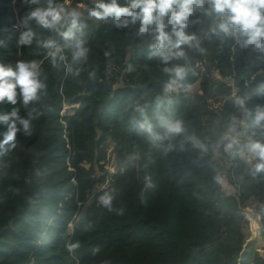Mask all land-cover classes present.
<instances>
[{"label": "trees", "instance_id": "1", "mask_svg": "<svg viewBox=\"0 0 264 264\" xmlns=\"http://www.w3.org/2000/svg\"><path fill=\"white\" fill-rule=\"evenodd\" d=\"M67 2L95 4L53 0ZM47 6L48 0H0V64L15 69L18 61L35 60L46 84L40 100L27 106L19 94L15 105L0 103V115L14 108L25 119L30 111L40 113L30 135L21 128L15 147L0 150V264H237L250 200L264 238V172L254 174L258 157L247 163L237 154L250 141L264 144V131L253 127L256 109L264 108V51L242 46L246 37L231 26L230 34L220 32L227 14L197 9L185 29L196 39L182 46V58L165 65L153 55V34H138L139 21L118 28L81 15L74 31L89 49L87 60L72 63L64 48L66 61L53 67L42 43L63 47L71 21L44 28L29 19ZM29 30L31 43L21 44ZM187 61L201 73V92L166 93L170 77L163 69ZM240 119L248 138L225 152L236 188L227 194L217 180L216 149H225L232 138L224 135ZM145 120L151 132L141 128ZM163 120L180 121L184 131L167 135ZM6 130L0 123V139ZM112 160L115 173L106 167ZM105 193L113 197L111 210L100 203ZM255 264H264V255Z\"/></svg>", "mask_w": 264, "mask_h": 264}, {"label": "clouds", "instance_id": "2", "mask_svg": "<svg viewBox=\"0 0 264 264\" xmlns=\"http://www.w3.org/2000/svg\"><path fill=\"white\" fill-rule=\"evenodd\" d=\"M39 0H31L36 4ZM210 5V9H204L205 4ZM84 7V5H80ZM197 9H202L207 15L212 12L216 14H227V19L218 25L220 32L230 34L231 29L239 31L246 37L243 41L244 47L252 46L254 50L264 51V0H129L128 4L120 5L117 0H95L94 7L88 8L89 18L95 20L109 21L116 27H127L129 24L140 22L139 35L151 32L156 40L153 55L159 56L162 63L167 65L170 61L180 59L184 56L183 45L191 46L196 39L195 35H187L185 29L188 27V19ZM81 13L73 9L66 12L63 5L54 4L53 0H48L46 8H36L30 13L29 19L34 18L38 24L44 28H55L70 18V27L62 35L66 41L62 47L54 40H47L42 43V47L47 49V57L50 58L53 67H57L61 61H66L64 48L71 51L72 63L84 62L88 58L89 49L85 47V41L76 35ZM167 18V23H165ZM154 27H151L153 26ZM167 25L172 26L171 33L166 32ZM213 32L217 29L213 28ZM34 33L29 30L21 34L20 43L30 44ZM175 37V39H173ZM108 55V53H105ZM67 71L74 70L71 65H67ZM129 66L128 71H132ZM170 77L165 85V92L176 90L178 86H183L188 70L182 65H173L163 69ZM80 70H75V75H79ZM40 64L33 60L30 62L18 61L15 69L12 66L0 64V103L7 101L15 105L19 94L25 106L40 100V93L46 88V84L40 79ZM19 90V93L18 91ZM235 103L243 107L244 100L237 97ZM247 111V110H246ZM35 110L28 113V118H22L17 109L10 113L0 115V123L7 125V130L0 139V150L8 146V149L15 147L16 136L21 128L25 134H31V121L35 119L39 112ZM251 115L250 112L247 113ZM19 124L21 127H18ZM162 126L166 128L167 135H178L184 131L180 121L163 120ZM253 127H258L264 131V108H257L253 120ZM141 128L151 132V125L145 120ZM160 139V137H157ZM194 144L203 148L198 141ZM238 146V141L232 138L226 145V151ZM253 157L259 158V163L255 166V173L264 172V144L259 141H250L243 145ZM243 156V152L237 153ZM113 197L105 193L100 197V203L111 210ZM79 247V243L68 246L69 251Z\"/></svg>", "mask_w": 264, "mask_h": 264}, {"label": "rangeland", "instance_id": "3", "mask_svg": "<svg viewBox=\"0 0 264 264\" xmlns=\"http://www.w3.org/2000/svg\"><path fill=\"white\" fill-rule=\"evenodd\" d=\"M63 7L66 9V12L70 13L73 9H75L76 11L80 12L81 15L85 16V17H89L88 16V12L87 9L88 7H86L83 3H78L77 5H73L70 2L64 3L62 4ZM80 5H84V7H80ZM203 70V68H201ZM199 74H201L199 72ZM215 79H221L219 74L215 71L213 72L212 75ZM200 80H201V75H200ZM199 80V82H200ZM199 82H197L196 84L192 85L191 87H189L184 93L186 94H191V95H196L199 94L200 88H199ZM235 91V90H234ZM170 93H178L177 90L174 91H170ZM235 93V92H234ZM217 100H221L223 99V95H219L216 98ZM214 107L219 106V102H216L215 100L212 101ZM71 105H69L68 103L65 105V111L64 113H69ZM247 131H245L243 128H239V127H233L232 129H230L225 135H224V139H230V138H235L236 140H242L243 138H248L247 137ZM113 149V145L111 148H109V152L111 153ZM225 152L226 151V147L224 150L217 148L216 149V155H215V159L217 161V163L222 167V170L218 172L217 174V180L220 183V185L222 186L223 190L225 191V193L227 194H233L236 192V188L230 183L229 180V168H230V163L229 161H227V159L225 158ZM110 155V154H109ZM243 156L245 157L247 163H250L252 160H254L256 157H253L252 154H250L247 150L243 153ZM108 171L112 172H116V168L115 165L112 167V161L109 162L106 165ZM249 207L245 208V217L248 221V225L245 227V233L247 236H249L250 234V222H254L255 224H259V220H260V216L258 214V212L255 209V205L252 204V200H250L248 202Z\"/></svg>", "mask_w": 264, "mask_h": 264}, {"label": "water", "instance_id": "4", "mask_svg": "<svg viewBox=\"0 0 264 264\" xmlns=\"http://www.w3.org/2000/svg\"><path fill=\"white\" fill-rule=\"evenodd\" d=\"M184 67L188 70L183 86H178L176 90L178 93L185 92L189 87L196 84L200 80L199 72L191 65L190 62H186ZM250 234L245 239L242 249L239 253L237 264H255V257L257 255H264V238L262 235V227L259 223L256 228L252 227L250 222Z\"/></svg>", "mask_w": 264, "mask_h": 264}, {"label": "built area", "instance_id": "5", "mask_svg": "<svg viewBox=\"0 0 264 264\" xmlns=\"http://www.w3.org/2000/svg\"><path fill=\"white\" fill-rule=\"evenodd\" d=\"M233 34H235V33L233 32ZM198 65H199L200 67H203V66H204V63H203V62H199ZM235 127H236V128H237V127H239V128H243L245 131H247V129H246V125H245V120H243V119H240L239 121H237L236 124H235ZM114 165H115V168H116V162H115V160H112V167H113ZM109 172H110V171H109ZM111 173H115V172L112 171ZM108 185H109V181H106V183L102 186V188H106Z\"/></svg>", "mask_w": 264, "mask_h": 264}, {"label": "bare ground", "instance_id": "6", "mask_svg": "<svg viewBox=\"0 0 264 264\" xmlns=\"http://www.w3.org/2000/svg\"><path fill=\"white\" fill-rule=\"evenodd\" d=\"M258 224H255L253 221H252V227L253 228H256Z\"/></svg>", "mask_w": 264, "mask_h": 264}]
</instances>
